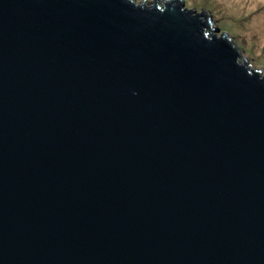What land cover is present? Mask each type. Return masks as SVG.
<instances>
[{"label": "water", "instance_id": "water-1", "mask_svg": "<svg viewBox=\"0 0 264 264\" xmlns=\"http://www.w3.org/2000/svg\"><path fill=\"white\" fill-rule=\"evenodd\" d=\"M211 31L0 0V264H264V76Z\"/></svg>", "mask_w": 264, "mask_h": 264}, {"label": "rangeland", "instance_id": "rangeland-1", "mask_svg": "<svg viewBox=\"0 0 264 264\" xmlns=\"http://www.w3.org/2000/svg\"><path fill=\"white\" fill-rule=\"evenodd\" d=\"M141 3L145 0H134ZM153 3L154 0H146ZM165 2L166 0H161ZM188 9L206 11L217 33L227 34L241 56L264 76V0H183Z\"/></svg>", "mask_w": 264, "mask_h": 264}]
</instances>
